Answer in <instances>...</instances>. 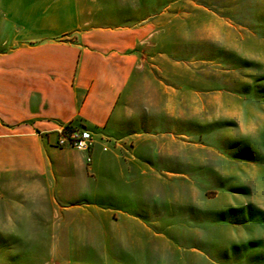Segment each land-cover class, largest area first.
<instances>
[{
  "label": "rangeland",
  "instance_id": "1",
  "mask_svg": "<svg viewBox=\"0 0 264 264\" xmlns=\"http://www.w3.org/2000/svg\"><path fill=\"white\" fill-rule=\"evenodd\" d=\"M79 4L86 28L148 33L128 120L62 196L0 193V264H264V0Z\"/></svg>",
  "mask_w": 264,
  "mask_h": 264
},
{
  "label": "crops",
  "instance_id": "2",
  "mask_svg": "<svg viewBox=\"0 0 264 264\" xmlns=\"http://www.w3.org/2000/svg\"><path fill=\"white\" fill-rule=\"evenodd\" d=\"M84 24L79 0H0V193L39 178L62 196L99 170L103 146L59 148L64 127L122 134L148 33Z\"/></svg>",
  "mask_w": 264,
  "mask_h": 264
},
{
  "label": "built area",
  "instance_id": "3",
  "mask_svg": "<svg viewBox=\"0 0 264 264\" xmlns=\"http://www.w3.org/2000/svg\"><path fill=\"white\" fill-rule=\"evenodd\" d=\"M94 145V136L87 129L64 127L59 131L57 139V147L59 148H70L79 152L89 153Z\"/></svg>",
  "mask_w": 264,
  "mask_h": 264
},
{
  "label": "trees",
  "instance_id": "4",
  "mask_svg": "<svg viewBox=\"0 0 264 264\" xmlns=\"http://www.w3.org/2000/svg\"><path fill=\"white\" fill-rule=\"evenodd\" d=\"M68 127H72V126H68Z\"/></svg>",
  "mask_w": 264,
  "mask_h": 264
}]
</instances>
